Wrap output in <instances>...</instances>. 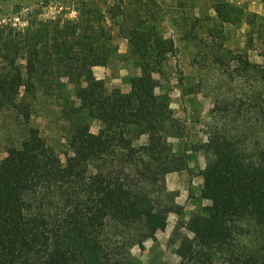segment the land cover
I'll list each match as a JSON object with an SVG mask.
<instances>
[{
  "label": "trees",
  "instance_id": "obj_1",
  "mask_svg": "<svg viewBox=\"0 0 264 264\" xmlns=\"http://www.w3.org/2000/svg\"><path fill=\"white\" fill-rule=\"evenodd\" d=\"M113 1L111 19L122 17L139 71L127 93L95 76L113 57L103 31L80 33L79 23L61 18L0 30V110L29 123L38 95L56 99L71 153L64 162L28 127L0 159V264H138L133 249L165 231L175 210L165 175L184 168L169 142L187 130L169 98L157 96L154 77L175 42L144 0ZM214 10L218 27L248 30L243 45L213 38L203 47L215 102L207 141L195 150L205 156L202 197L210 204L186 223L193 237L177 254L179 264H264V16L227 0ZM90 120L101 122L98 133Z\"/></svg>",
  "mask_w": 264,
  "mask_h": 264
},
{
  "label": "rangeland",
  "instance_id": "obj_2",
  "mask_svg": "<svg viewBox=\"0 0 264 264\" xmlns=\"http://www.w3.org/2000/svg\"><path fill=\"white\" fill-rule=\"evenodd\" d=\"M219 0H144L158 20L162 33L175 42L176 50L169 57L161 73L155 74L156 94L168 97L178 119L185 123L186 137L170 140V146L180 157L183 170L165 175L169 190L176 196L175 210L170 214L165 231H157L145 244V249H133L138 264H179L177 249L193 237L186 223L195 214H203L210 201L202 197L203 176L206 166L203 152L195 147L207 141L206 127L211 120L214 96L207 84L212 75L204 65L203 47L213 38L234 48L246 41L248 26L225 24L218 27L214 7ZM245 8L249 13L264 16V0H227ZM113 0H0V30H24L30 24L53 21L58 18L73 20L81 25V32L103 31L111 38L113 57L106 66L94 68L95 76L105 81L110 89L119 88L127 93L131 89L130 77L139 71L130 61V46L122 17L111 19L109 8ZM129 12V10H127ZM219 31H214V28ZM225 31L224 38L221 33ZM197 35L198 40H195ZM198 44L202 45L201 47ZM251 59L260 61L258 52H250ZM2 64L0 63V67ZM73 97V86L64 81ZM29 123L15 110H0V159L13 145H20L28 127L40 130L47 143L66 162L68 124L63 119L56 99L38 95ZM90 130L98 133L102 124L89 121ZM145 138L141 140L143 142Z\"/></svg>",
  "mask_w": 264,
  "mask_h": 264
}]
</instances>
